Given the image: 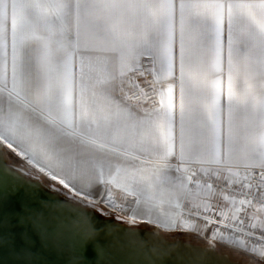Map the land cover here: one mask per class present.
Here are the masks:
<instances>
[{"label":"snow or ice","instance_id":"obj_1","mask_svg":"<svg viewBox=\"0 0 264 264\" xmlns=\"http://www.w3.org/2000/svg\"><path fill=\"white\" fill-rule=\"evenodd\" d=\"M0 148V264H264V0H0Z\"/></svg>","mask_w":264,"mask_h":264},{"label":"water","instance_id":"obj_2","mask_svg":"<svg viewBox=\"0 0 264 264\" xmlns=\"http://www.w3.org/2000/svg\"><path fill=\"white\" fill-rule=\"evenodd\" d=\"M0 159L6 160L8 162L9 165H12L9 161L8 158V153L6 151L5 148H0ZM24 179H31L36 183H45V181H43V179H38L36 177H29V176H25ZM50 195L54 196L57 195L56 193H48V192H44L42 195V199H48L50 197ZM18 201H14L12 204V207H16L18 208ZM51 209L53 211H57L59 210L57 208L56 205H51L50 206ZM89 211H94V209H89ZM106 219V217H101V220ZM117 224H119L121 227H129V225L127 224H123L120 221H116ZM138 227L140 228H144L146 227V225H138ZM19 231V229H17ZM161 236H165L164 233H160ZM180 237V236H178ZM167 238V237H166ZM37 251L39 252V255L36 256L33 259V264H61V258L57 255L55 249L52 247V241L51 239L47 240L46 243L48 244V247H44L42 248L40 246V242H39V237H37ZM169 242L171 243L172 241L169 240ZM183 245H191V246H198V247H207L206 244L203 243H198V242H194L191 240H188L186 238H182L179 240V242L176 244L175 247L168 249L169 252H175V253H183V252H187V249L182 247ZM221 251V250H220ZM222 253V257L217 258V264H243L240 260L237 259H233L229 253L227 252H223ZM3 257L4 260L7 262V264H18V261L16 260V258L14 256H12L10 254L9 251L5 250L3 253ZM168 258V257H165ZM180 259V257H177V261Z\"/></svg>","mask_w":264,"mask_h":264},{"label":"crops","instance_id":"obj_3","mask_svg":"<svg viewBox=\"0 0 264 264\" xmlns=\"http://www.w3.org/2000/svg\"><path fill=\"white\" fill-rule=\"evenodd\" d=\"M9 13L12 16V18L15 19V12L12 10L11 6L9 7ZM88 54H90V55H96L98 53L92 52V53H88ZM99 54L110 56L111 57V63H110L111 71L113 73H119V71H120V62H119L118 57H115L111 52L99 53ZM119 85H120V81H119V79H116L113 82L112 91L117 96H121L122 95V93H121V91L119 89ZM78 119H79V115H78ZM31 131L34 134H37V135H39L40 137H42L44 139H48V138H50L52 136H58L59 135V133L56 131V128H55L54 125H52V124H50L48 122H43V121H36V122H34L31 125ZM6 151H7V153L9 155H11L14 158H16L9 150L6 149ZM16 160H17V158H16ZM140 225H143V224H140ZM171 234L172 235H183L184 238H193L196 241H199V242H203L204 243V241L199 240L198 238L193 237L191 235H184L182 233H171Z\"/></svg>","mask_w":264,"mask_h":264},{"label":"trees","instance_id":"obj_4","mask_svg":"<svg viewBox=\"0 0 264 264\" xmlns=\"http://www.w3.org/2000/svg\"><path fill=\"white\" fill-rule=\"evenodd\" d=\"M8 158H9V161H10V163H11L12 165L20 164L21 167L24 166V165L21 164V162H19L18 160H16V158H14L13 156H11V155H9V154H8ZM32 177H35V176H32ZM36 178H37V177H36ZM40 179H42V178H40ZM105 211H107V210L105 209ZM170 236H172V237H178V236H180V237H181V236H183V235H172V234H170ZM183 237H184V236H183ZM186 239L191 240V241H194V242H198V243H203V242L196 241V240L193 239V238H186ZM203 244H205V243H203ZM221 251L229 253L230 256H231L233 259L240 260L242 263H243L244 260L247 259V258H245V257H238V256H236L235 254H232V253L230 252V250H228V249H221Z\"/></svg>","mask_w":264,"mask_h":264},{"label":"built area","instance_id":"obj_5","mask_svg":"<svg viewBox=\"0 0 264 264\" xmlns=\"http://www.w3.org/2000/svg\"><path fill=\"white\" fill-rule=\"evenodd\" d=\"M119 89H120L121 93L123 94V92H122V90H121V88H120V87H119ZM129 91H130V89H129Z\"/></svg>","mask_w":264,"mask_h":264}]
</instances>
